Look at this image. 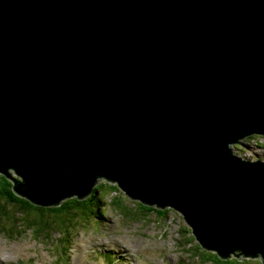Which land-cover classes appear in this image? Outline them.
I'll return each instance as SVG.
<instances>
[{
  "label": "water",
  "instance_id": "1",
  "mask_svg": "<svg viewBox=\"0 0 264 264\" xmlns=\"http://www.w3.org/2000/svg\"><path fill=\"white\" fill-rule=\"evenodd\" d=\"M264 0H0V172L42 205L97 180L264 263ZM16 179V178H15Z\"/></svg>",
  "mask_w": 264,
  "mask_h": 264
},
{
  "label": "rangeland",
  "instance_id": "2",
  "mask_svg": "<svg viewBox=\"0 0 264 264\" xmlns=\"http://www.w3.org/2000/svg\"><path fill=\"white\" fill-rule=\"evenodd\" d=\"M259 144H263V150L258 153L264 156V143ZM8 173L23 182L22 176L15 169H9ZM3 174L0 172V181L4 180ZM7 179L14 181L9 176ZM102 181L104 186L107 182L111 184V181L105 178L99 179V182ZM13 186H15V182H13ZM109 189L110 186L103 189V194H107L104 197L105 205L103 204V207H105L106 213L103 222L98 223L91 220L88 223L81 222L75 229L72 227L65 229L70 238H65L66 233L57 231L58 228L55 227L52 229V233L49 230H43L41 232L43 235L40 236L34 227L30 228L26 223L24 225L17 224L16 215L12 211H9L8 215L0 214V255L6 258H0V264H63L59 260L60 256L65 261L66 256L63 253H70L67 244L72 240L73 235L74 244L67 264H105L98 254L103 255L107 264L110 261L113 264H215L212 261L211 263L205 262L206 259L202 257L203 253H199L198 250L187 248L189 243L181 237L180 232L184 228L188 230L185 235L190 233L193 235V231L182 213L171 207H166L171 211L169 212L170 217L166 218L163 225L156 220V216L153 214H149V217L146 218L136 216V210L129 206L135 208V205H138L139 211L146 212L147 204L131 199L119 187L122 197H127L119 202L120 206L113 205L110 200L116 195L121 196V194L110 193L112 191ZM19 195L24 196L20 193ZM68 198L70 197L65 199ZM98 208L102 209L101 206ZM96 213L97 211L94 212V215ZM5 219H8L9 222L5 223ZM20 222L23 221L20 220ZM59 226L62 229L60 223ZM37 227L43 229L40 222L37 223ZM181 242L183 243L181 245L186 248L184 251L178 245ZM195 243H199V241L196 239ZM207 251L218 254L214 250ZM211 259L215 260L216 256L212 255ZM252 259L257 263L256 259L258 258ZM253 260H246L241 264H253Z\"/></svg>",
  "mask_w": 264,
  "mask_h": 264
},
{
  "label": "trees",
  "instance_id": "3",
  "mask_svg": "<svg viewBox=\"0 0 264 264\" xmlns=\"http://www.w3.org/2000/svg\"><path fill=\"white\" fill-rule=\"evenodd\" d=\"M250 144V141H248ZM251 145V144H250ZM253 147V146H252ZM259 146L253 147L258 148ZM258 153V152H256ZM4 177L3 181H0V214L2 215H8L9 211H12L16 215L15 221L19 225H28L30 228L34 227L36 232L39 233L40 236L43 234L41 233L43 230H49L52 233V229L58 228L57 231H61V233H66L65 238H70L68 233L65 229L69 228H77L81 222H90L91 220L97 221L98 223H102L103 219L105 218V207H103V204L105 205L104 197L107 196V194H103V189H107L110 186V193L116 192L120 195L114 196L110 202L115 206H120L119 202L123 198H126L127 196L122 197V192L120 189H118L116 183L109 184L108 182L105 183V186L102 182H97L93 186L92 192L89 193L87 196L83 198H78L77 196H72L68 199H65L64 201H61L59 204L56 205H42L39 203H35L28 198L19 195L14 190L13 182L14 181H20L18 179L14 178V181L7 179L8 175H2ZM122 197V198H121ZM129 197V196H128ZM118 199V200H117ZM120 199V200H119ZM139 201V200H138ZM143 203L142 201H140ZM116 203V204H115ZM145 204V203H144ZM98 206L102 207L101 210H99ZM128 206V205H127ZM131 209H135L136 216L139 217H149V214H153L156 216V220L164 225L166 222V218L170 217L169 212L171 209L169 208H161L154 205H146V212H141L138 209V205H135V208L129 206ZM96 215H94V212H96ZM18 212V213H17ZM94 215V216H93ZM101 215V217H99ZM1 220V218H0ZM22 220L23 222H20ZM9 220L5 219V223H8ZM40 222L42 224L43 229L37 227V223ZM59 223L62 225V229L59 226ZM1 224V223H0ZM188 230L182 228V232H180V235L182 238H184L186 241H188V249L189 250H198L199 253H203L204 256H202L204 259H206L205 262L211 261L215 264H241L245 262L246 260H253L246 258L242 255L232 254L228 257H221L219 254L209 252L202 247V245L199 243H195L196 236L190 233L189 235H185ZM167 235V234H166ZM74 235L72 237L71 241H68V248L70 253H63L64 256H66L65 261L60 256V262L63 264L69 263V254H71V250L74 244ZM196 238V239H195ZM56 241V240H55ZM183 244L178 243L179 247L184 250L186 248L181 245ZM211 251V250H210ZM107 253V252H104ZM205 253L211 254L206 255ZM216 256L215 260L211 259V256ZM102 256V257H101ZM98 254V257L101 259V261L105 264H107V261L103 259V255ZM254 261V260H253ZM109 264H113L112 261H110ZM253 264H263L261 260H257V263Z\"/></svg>",
  "mask_w": 264,
  "mask_h": 264
},
{
  "label": "clouds",
  "instance_id": "4",
  "mask_svg": "<svg viewBox=\"0 0 264 264\" xmlns=\"http://www.w3.org/2000/svg\"><path fill=\"white\" fill-rule=\"evenodd\" d=\"M250 140L252 143H254V141H257V142L261 141L259 143H264V134H254V135L246 137L245 139L242 140V142L236 143L235 148H236L237 155L240 158H243V159L248 160V161H252V162L262 161V162H264V156L259 154V153H256V151L254 150L252 145H250L248 143V141H250ZM244 257L249 258V259L258 258L256 260H258V261L261 260L263 262V258L261 256H257V257L244 256Z\"/></svg>",
  "mask_w": 264,
  "mask_h": 264
},
{
  "label": "bare ground",
  "instance_id": "5",
  "mask_svg": "<svg viewBox=\"0 0 264 264\" xmlns=\"http://www.w3.org/2000/svg\"><path fill=\"white\" fill-rule=\"evenodd\" d=\"M250 144H251L253 147L259 146L258 148H254V150H255L256 152H262V150H263V144H259V143H256V142H254V143L250 142ZM78 198H79V197H78ZM0 258H2V259H6L5 257H3V256H1V255H0Z\"/></svg>",
  "mask_w": 264,
  "mask_h": 264
}]
</instances>
